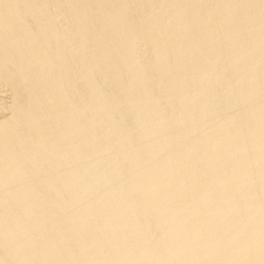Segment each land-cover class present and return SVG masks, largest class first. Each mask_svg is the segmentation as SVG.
I'll return each mask as SVG.
<instances>
[{"label": "bare ground", "instance_id": "1", "mask_svg": "<svg viewBox=\"0 0 264 264\" xmlns=\"http://www.w3.org/2000/svg\"><path fill=\"white\" fill-rule=\"evenodd\" d=\"M0 83V264H264V0H0Z\"/></svg>", "mask_w": 264, "mask_h": 264}, {"label": "rangeland", "instance_id": "2", "mask_svg": "<svg viewBox=\"0 0 264 264\" xmlns=\"http://www.w3.org/2000/svg\"><path fill=\"white\" fill-rule=\"evenodd\" d=\"M2 85H3V84H2ZM2 85H1V83H0V97H1V98H0V100H1V101H0V104H1V105H0V106H1V107H0V112H1V113H0V119L3 118V117L5 116V114L7 113V112H5V111H6L5 106H6V105H9V104H7V103H9L10 100H11V97H10L11 95H9V92H8V90H7L8 88H7L6 86H5L6 88L3 87ZM4 88H5V89H4ZM1 89H4V90H1ZM4 92H5V93H4ZM7 94H8V95H7ZM10 94H11V93H10ZM9 99H10V100H9ZM5 104H6V105H5ZM2 107H3L5 110H3ZM1 110H2V111H1Z\"/></svg>", "mask_w": 264, "mask_h": 264}]
</instances>
